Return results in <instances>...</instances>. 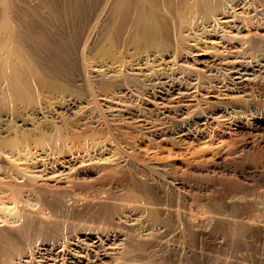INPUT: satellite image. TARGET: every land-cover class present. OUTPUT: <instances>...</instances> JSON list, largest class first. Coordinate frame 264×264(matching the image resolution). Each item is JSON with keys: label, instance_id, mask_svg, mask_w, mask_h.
<instances>
[{"label": "bare ground", "instance_id": "6f19581e", "mask_svg": "<svg viewBox=\"0 0 264 264\" xmlns=\"http://www.w3.org/2000/svg\"><path fill=\"white\" fill-rule=\"evenodd\" d=\"M48 1L0 0V264H145L158 230L194 224L166 204L161 168L121 149L119 125L132 121L155 139L215 123L247 137L238 155L264 146V108L225 98L264 83V0ZM250 28L263 34L241 35ZM208 43L236 50L208 57ZM72 149L83 155L59 173ZM251 170L264 172V161ZM229 201L233 237L264 234L253 195ZM78 206L100 223H65L61 214Z\"/></svg>", "mask_w": 264, "mask_h": 264}, {"label": "rangeland", "instance_id": "374dc122", "mask_svg": "<svg viewBox=\"0 0 264 264\" xmlns=\"http://www.w3.org/2000/svg\"><path fill=\"white\" fill-rule=\"evenodd\" d=\"M29 1H36L35 4L38 6H47L51 3L48 0ZM46 2L48 3L46 4ZM258 16L262 17L264 22L263 11ZM261 34H263V30L250 28L244 30L241 35L260 36ZM203 48L208 57L220 55L222 52L234 53L236 50L233 47L210 43ZM218 71L222 72V70ZM218 71L215 72L217 76L214 74L213 77L222 82L220 79H225L224 72L218 73ZM219 87L223 89L220 85ZM248 92L250 95L244 97L245 99L240 94H229V97L227 95L225 98L227 103L230 102L237 106L250 104L254 107L253 112L256 109H263L264 83H254L246 91V93ZM56 105L52 104L51 106L53 108ZM153 116L155 117L152 115V118H154ZM169 118L166 121L175 120L172 114L169 115ZM242 118L251 120V116H242ZM219 120L228 121V116ZM128 122L123 124L124 126L119 125L121 129L125 128V130L120 129L117 136L121 143H119L121 149L137 157V162L140 164L161 168L155 182L166 192L164 193L166 204L188 213L194 224L190 229L192 231L185 233H167L161 231L163 228L158 230V238L155 235L146 244V251L138 262L145 264H264V234L246 233L236 237L231 235L230 225L233 222L231 216L233 209L229 201L232 196L239 197L250 193L253 195L255 204L251 205V208L256 209L254 212L257 213L256 218L259 222L264 223V172L254 174V170H251L255 164L264 161L263 157L258 156L264 151V146L257 148L258 151L249 149L247 153L238 155L236 149L247 137L227 133V131L229 132L228 126H225L224 133L221 134L215 123L204 125L200 122L189 135L152 139L141 133L140 127L133 125L132 121ZM168 124L170 123L167 122L166 125ZM258 134H264V123ZM250 136V138L257 137L253 134ZM107 144L110 145V143ZM71 152H74V155L67 154L64 160L66 163L58 166L59 173L67 172L68 165L76 164L77 157L83 155L75 153L74 149ZM256 153H258V157L255 155ZM108 155L110 153L104 152L103 157ZM251 155L256 156V161L251 159ZM45 160H49V157H46ZM19 164L21 169L26 167L24 161ZM34 171L43 178L50 175V168L43 171V167H37ZM174 180L182 182L183 187L179 189L180 191L177 188H172L171 181ZM91 211L92 209L78 206L70 211L71 213L63 211L62 220L65 223L74 222L75 225L78 224V227L99 224V217H94L95 215H92ZM211 214L221 217L220 219L224 221L207 222L205 216ZM240 216L244 215L238 214L235 218L241 219Z\"/></svg>", "mask_w": 264, "mask_h": 264}]
</instances>
